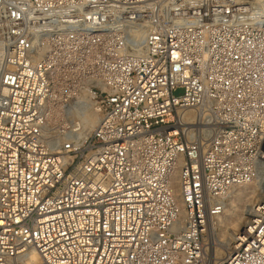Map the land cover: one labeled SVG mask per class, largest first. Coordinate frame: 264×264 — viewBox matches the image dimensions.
Instances as JSON below:
<instances>
[{
	"label": "built area",
	"instance_id": "built-area-1",
	"mask_svg": "<svg viewBox=\"0 0 264 264\" xmlns=\"http://www.w3.org/2000/svg\"><path fill=\"white\" fill-rule=\"evenodd\" d=\"M249 183L264 0H0V264H214ZM219 264H264V194Z\"/></svg>",
	"mask_w": 264,
	"mask_h": 264
},
{
	"label": "bare ground",
	"instance_id": "bare-ground-1",
	"mask_svg": "<svg viewBox=\"0 0 264 264\" xmlns=\"http://www.w3.org/2000/svg\"><path fill=\"white\" fill-rule=\"evenodd\" d=\"M192 111L184 114V120L193 122ZM96 116L89 113L87 119L83 121L84 130H91L95 125ZM264 190L256 183H249L234 189L226 198L224 212L212 218L207 230L208 254L215 260L214 264H219L227 252L228 246L235 238V234L241 230L254 207L262 200ZM218 235L219 240L212 241L211 235ZM211 240V241H210ZM31 262L38 264V255H31Z\"/></svg>",
	"mask_w": 264,
	"mask_h": 264
},
{
	"label": "rangeland",
	"instance_id": "rangeland-1",
	"mask_svg": "<svg viewBox=\"0 0 264 264\" xmlns=\"http://www.w3.org/2000/svg\"><path fill=\"white\" fill-rule=\"evenodd\" d=\"M211 238L213 239L212 241L214 242V241H216V238H217V240H219V237H218V235H215V238H214V234L213 235H211ZM207 240H209V239H207ZM211 241V240H210ZM213 260V259H212ZM215 261V260H214Z\"/></svg>",
	"mask_w": 264,
	"mask_h": 264
}]
</instances>
